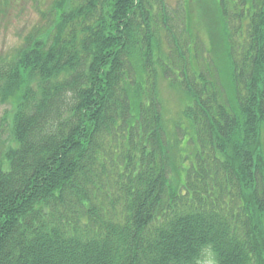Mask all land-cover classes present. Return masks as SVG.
<instances>
[{
	"label": "trees",
	"instance_id": "trees-1",
	"mask_svg": "<svg viewBox=\"0 0 264 264\" xmlns=\"http://www.w3.org/2000/svg\"><path fill=\"white\" fill-rule=\"evenodd\" d=\"M214 2L233 87L197 0H58L0 61V264H264V0Z\"/></svg>",
	"mask_w": 264,
	"mask_h": 264
},
{
	"label": "rangeland",
	"instance_id": "rangeland-1",
	"mask_svg": "<svg viewBox=\"0 0 264 264\" xmlns=\"http://www.w3.org/2000/svg\"><path fill=\"white\" fill-rule=\"evenodd\" d=\"M58 0H0V61L11 58L26 42L30 34L43 30L49 24V11ZM176 5L179 0H168ZM197 29L205 41L214 40V57L219 64L221 80L233 87L230 64L224 49L217 8L214 0H197ZM160 95L165 106V124L170 127L177 122L184 109V97L160 85ZM13 106L0 99V150L12 145ZM14 145V144H13ZM176 156V155H175ZM177 179V178H176ZM264 235V217L258 215ZM264 243V236H263ZM264 245V244H263Z\"/></svg>",
	"mask_w": 264,
	"mask_h": 264
}]
</instances>
